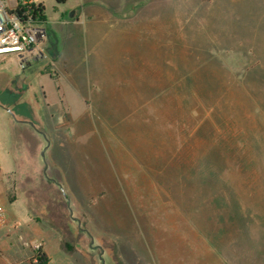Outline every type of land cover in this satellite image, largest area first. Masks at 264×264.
Here are the masks:
<instances>
[{"label":"rangeland","instance_id":"374dc122","mask_svg":"<svg viewBox=\"0 0 264 264\" xmlns=\"http://www.w3.org/2000/svg\"><path fill=\"white\" fill-rule=\"evenodd\" d=\"M78 1L35 0L66 60L0 71V264H264V0H130L71 42Z\"/></svg>","mask_w":264,"mask_h":264},{"label":"crops","instance_id":"0c3cea01","mask_svg":"<svg viewBox=\"0 0 264 264\" xmlns=\"http://www.w3.org/2000/svg\"><path fill=\"white\" fill-rule=\"evenodd\" d=\"M108 1L120 2V4L115 6L117 8H114V6H111L109 8L108 6H106V7L102 6L101 5V0H79L78 3H77L76 9L73 12L70 13V15L68 16V19L63 23V24L66 25V31L65 32H68V34H69L68 36H66V38H69V41L71 40V42H72V39H75V38L77 39L78 37L80 38V40H82L84 38V35L87 38V35H89L88 34V32H89L91 35H93L92 39L95 40L94 36H95L96 33L100 32V31H97V30H100V29H103V30L105 29L104 31H106L105 33H103V37H101L103 39L104 38H110L109 34L113 35L114 38L122 37L121 35L125 36L126 33L129 32L128 30H126L128 28L126 25L130 26V21L126 24V21H128L127 19H129V17L131 16L130 7H132V5L129 2L130 0H108ZM121 4H123V6H126V8L124 10L123 9L121 10ZM127 9L129 10L128 16L124 14V12ZM129 30H131V28H129ZM63 35L65 37V34H63ZM93 40H91V42ZM114 44H115V42H114ZM72 46H73V42L72 43H68L67 42V43L63 44L62 48L59 47V50L55 51V50H53L51 48L50 36H49V50H50L49 59L50 58H52L54 60L57 59V61H58V57H59L60 59L64 60V58H65V60H66V57L68 56V52L70 50H72ZM44 64H45V62H44ZM47 66H49V64ZM31 68H32V66L29 67L28 69H31ZM33 68H36V67H33ZM28 69H26V70H28ZM1 70H2L1 73L11 72V70L8 69V65H6V64L1 67L0 71ZM12 73H15V72L12 71ZM60 80H61L62 84L60 83ZM63 84L67 88L70 87V88L73 89V93L76 95L75 98L77 100L80 99L79 103H81L82 102V97H83V92L80 91L81 88H79L78 86H73L72 84H70L68 82V80L64 79L62 76L59 79L56 80L58 100L60 101V103L62 105L68 104V103H66L67 102L66 101V96L64 95V90L62 89L63 88L62 87ZM40 92H41V94L43 96V99H47L46 92L44 91V88H41ZM19 103H20V105L18 106L17 110L20 113H25V112L26 113L27 112L30 113V112H32L31 111L32 110L31 106L29 105L30 101L29 102L28 101H19ZM46 103H48V102H46ZM23 109H28L29 111H25ZM22 124H24V123L17 122L15 124V122H11V127L14 128L16 125L21 126ZM25 125H27V124H25ZM43 147H44V144H43V146L42 145H39V146L37 145V147H36L37 148V152L39 153V151L41 149H43ZM6 158H7L6 161H4L0 165L5 167L6 172L9 173L8 175H12V173H13L12 171L13 170H12V167H11V162L9 160L8 152L6 153ZM40 164H45V160L44 161L42 160V163L40 161ZM42 168H43V166H42ZM39 173L41 175L43 173V170H40ZM64 174H66V172ZM47 182H48V180H47ZM30 183H32V182L30 181ZM41 183H43V181H41L40 184ZM31 185L29 184V186H31ZM31 189L32 190L33 189L36 190V188H31ZM36 241L39 242V241H42V240L41 239H35V242ZM42 243L44 245L43 253L45 254L46 259H47L46 264H52L54 259L49 254L45 243L43 241H42ZM33 260H35L34 257H33ZM2 261H3L4 264H9V261H6L5 259H2ZM31 264H33V263H31Z\"/></svg>","mask_w":264,"mask_h":264},{"label":"built area","instance_id":"2783aa9c","mask_svg":"<svg viewBox=\"0 0 264 264\" xmlns=\"http://www.w3.org/2000/svg\"><path fill=\"white\" fill-rule=\"evenodd\" d=\"M43 8L35 0H0V68L11 63L25 71L49 60V34L42 27L46 24ZM5 217L0 208V225Z\"/></svg>","mask_w":264,"mask_h":264},{"label":"trees","instance_id":"16d2710c","mask_svg":"<svg viewBox=\"0 0 264 264\" xmlns=\"http://www.w3.org/2000/svg\"><path fill=\"white\" fill-rule=\"evenodd\" d=\"M65 2H66V0L58 1V3H65ZM43 11H44V8H43ZM34 259L38 261L37 264H46V262H47L46 256H45V254H44L43 252H41V253L39 252V253L35 256Z\"/></svg>","mask_w":264,"mask_h":264}]
</instances>
